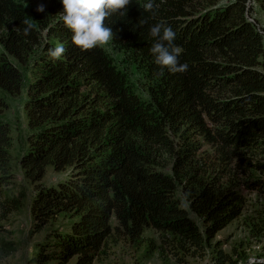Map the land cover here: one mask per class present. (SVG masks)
<instances>
[{
  "label": "trees",
  "instance_id": "16d2710c",
  "mask_svg": "<svg viewBox=\"0 0 264 264\" xmlns=\"http://www.w3.org/2000/svg\"><path fill=\"white\" fill-rule=\"evenodd\" d=\"M251 1L264 13V0ZM144 2L132 0L105 23L112 45L143 66L146 101L102 48L73 46L60 0H29L31 17L14 0H0V89L19 94L18 64H32L19 165L33 183L47 167L67 173L55 186L35 187L32 230L59 215L72 222L38 245L34 264H92L108 239L134 244L147 230L176 264L211 248L210 264L239 263L211 242L241 216L246 194L264 198V29L248 0H154L153 12ZM40 4L44 12L36 11ZM24 20L34 26L29 36ZM157 23L176 33L186 72L160 74L150 52ZM61 44L64 55L50 59L49 49ZM11 147L10 127L0 121V199L13 179ZM19 208L16 200L0 202V217Z\"/></svg>",
  "mask_w": 264,
  "mask_h": 264
},
{
  "label": "rangeland",
  "instance_id": "374dc122",
  "mask_svg": "<svg viewBox=\"0 0 264 264\" xmlns=\"http://www.w3.org/2000/svg\"><path fill=\"white\" fill-rule=\"evenodd\" d=\"M31 17L29 0H14ZM249 1L250 17L255 19L264 29V13L261 7ZM264 45V37H263ZM112 59L116 68L122 72L129 85L142 99L148 100L145 70L140 63L114 47L112 43L102 48ZM264 60V57H263ZM30 63L24 67L18 64L23 78L21 91L17 95H10L0 89V97L6 104V109L0 113V121L7 123L11 130L12 180L8 187L3 188L0 202L18 201L20 208L10 214L5 220L0 217V264H34L32 258L37 252L38 245H47L53 240L47 236L53 230L67 231L72 219L69 215H59L38 232L32 230L31 205L37 184L45 187L55 186L66 179L67 173H57L52 167H47L45 176L38 183L26 178L19 165V159L27 148L29 134L24 104L27 98L26 87L31 80ZM246 204L241 216L216 234L211 245L221 244L222 251L231 255L238 264H264V231L261 220L264 221V198L255 194H246ZM182 205L188 209L184 200ZM197 222V218L191 215ZM52 250V249H48ZM212 248L207 249L204 258H189L188 264H210ZM75 259L68 264H74ZM92 264H176L164 247L159 235L147 230L141 239L134 244L118 238H110L106 242L98 258Z\"/></svg>",
  "mask_w": 264,
  "mask_h": 264
},
{
  "label": "clouds",
  "instance_id": "9594fccd",
  "mask_svg": "<svg viewBox=\"0 0 264 264\" xmlns=\"http://www.w3.org/2000/svg\"><path fill=\"white\" fill-rule=\"evenodd\" d=\"M60 3L62 10L58 13L59 21L71 33V43L81 52H88L104 48L113 41V29L106 26L105 22L114 14L124 15V10L128 9L132 0H60ZM142 6L146 12H153L156 7L154 0H146ZM36 11L44 12V5L40 4ZM22 23L23 35L29 36L33 31V24L29 20ZM140 23L146 24L147 20ZM149 35L155 41L150 52L161 75L165 69L173 74L187 71L188 65L179 61L181 49L174 44L176 33L170 26L154 24L149 29ZM65 51L63 44L49 49V58L59 60Z\"/></svg>",
  "mask_w": 264,
  "mask_h": 264
}]
</instances>
